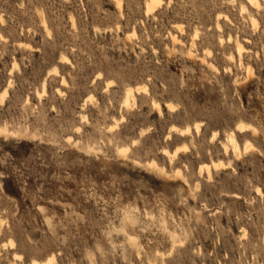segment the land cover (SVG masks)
<instances>
[{"label":"rangeland","instance_id":"obj_1","mask_svg":"<svg viewBox=\"0 0 264 264\" xmlns=\"http://www.w3.org/2000/svg\"><path fill=\"white\" fill-rule=\"evenodd\" d=\"M146 2L0 0V264H264V0Z\"/></svg>","mask_w":264,"mask_h":264},{"label":"bare ground","instance_id":"obj_2","mask_svg":"<svg viewBox=\"0 0 264 264\" xmlns=\"http://www.w3.org/2000/svg\"><path fill=\"white\" fill-rule=\"evenodd\" d=\"M248 1H250V3H252V4H254L255 6H258L260 3H259V0H248ZM160 2V0H147V2L145 3L146 4V9H152V8H155V6L158 4ZM242 9H245L246 10V8H245V6H243L242 5ZM153 10V9H152ZM240 10H241V8H240ZM148 12V11H147ZM254 19H252V21H253ZM41 21H43V19H41ZM250 21H251V19H250ZM255 21V20H254ZM44 23V22H43ZM252 23V22H251ZM252 25H254V22H253V24ZM256 25V24H255ZM44 26V25H43ZM45 27V26H44ZM2 38V37H1ZM176 38V37H175ZM173 39H174V37H173ZM236 47L237 48H239V49H237V50H240V48H241V45H240V43L239 42H236ZM62 58H65V57H62ZM66 59V58H65ZM17 65V64H16ZM43 84H44V82H43ZM42 87H44V86H42ZM127 87V86H126ZM132 88V87H131ZM129 86H128V88L126 89V93H125V96H124V101H123V103L125 102L126 103V105H129V104H135L134 103V100H133V98H131L132 97V92H131V89ZM135 97V96H134ZM153 102V105H155L154 107H156L158 110H159V108H160V103L158 102L157 103V101H154V100H152ZM124 103V104H125ZM170 107V106H169ZM83 118V117H82ZM240 119V118H239ZM237 120V119H236ZM242 124H243V122L242 121H240L237 125L238 126H242ZM246 124V123H245ZM249 124V123H248ZM251 124H249V126H250ZM244 126V125H243ZM248 126V125H247ZM254 127V126H253ZM186 130H187V132H188V128H185ZM251 129H255V128H251ZM3 130V129H2ZM6 130V129H5ZM182 130V129H181ZM231 132V131H230ZM184 133V132H183ZM233 133V132H232ZM232 133H227V135H226V141L222 144L223 145V148L224 149H227L228 147H230L233 151H235V152H239L241 149H243L244 148V150L245 149H247V147L250 145L249 144V142L248 141H243V145H241L240 144V142H239V140L235 137V135L234 134H232ZM243 147V148H242ZM126 149V148H125ZM229 149V148H228ZM227 149V150H228ZM164 150H166L165 148H164ZM164 150H163V152H164ZM175 150V149H174ZM176 151V150H175ZM166 152V154H168L169 152H168V150H166L165 151ZM175 155V154H174ZM169 156V155H168ZM170 159V158H169ZM213 162H215V161H213ZM218 163V162H217ZM209 165V164H208ZM208 165H205V166H207L206 167V169L208 168ZM218 165V164H217ZM200 168H201V166H200ZM202 170V169H201ZM208 171H209V169H208ZM207 174H208V172H207ZM1 218V217H0ZM131 236H133V235H131ZM135 236V235H134ZM52 259L53 258H47L46 259V261H49V262H51L52 263ZM145 259H147V258H145ZM48 263V262H47ZM150 263V262H149ZM49 264V263H48ZM151 264V263H150Z\"/></svg>","mask_w":264,"mask_h":264}]
</instances>
